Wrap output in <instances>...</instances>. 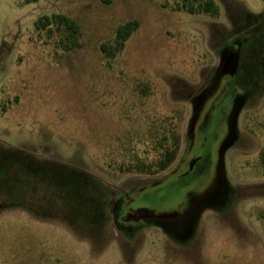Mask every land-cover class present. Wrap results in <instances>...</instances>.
Returning <instances> with one entry per match:
<instances>
[{"label":"rangeland","instance_id":"obj_1","mask_svg":"<svg viewBox=\"0 0 264 264\" xmlns=\"http://www.w3.org/2000/svg\"><path fill=\"white\" fill-rule=\"evenodd\" d=\"M213 1L215 16L180 0H0V264H264V0ZM54 13L79 28L71 49L36 29ZM201 92L237 110L214 125L230 131L218 188L180 223L176 184L151 186L185 154Z\"/></svg>","mask_w":264,"mask_h":264},{"label":"flooded vegetation","instance_id":"obj_2","mask_svg":"<svg viewBox=\"0 0 264 264\" xmlns=\"http://www.w3.org/2000/svg\"><path fill=\"white\" fill-rule=\"evenodd\" d=\"M198 97L201 98V102L192 114L185 154L179 161L173 174L151 186H159L169 179H172L176 184L174 192L178 193V202L176 208L173 210V217L174 220L180 223L190 221L192 215L205 204L208 194H211L213 190L218 188L220 184V154L224 146V140L229 137L230 131L229 126L223 130L214 127V125L217 118L221 116L220 119L226 118L227 123L232 125L233 116L237 110L236 104L230 107L229 105L224 106L222 103H212L211 106L207 107L210 99V93L208 92L206 94L201 92L198 94ZM207 174L213 177L211 181L212 190L210 193L202 191H197L199 193H196L195 187L200 186L203 177L207 176ZM188 177L189 181L182 184L181 181ZM183 189H186V198L182 200L180 197L182 198L183 196L180 194ZM159 217L156 221L168 231L170 230L174 233L180 231Z\"/></svg>","mask_w":264,"mask_h":264},{"label":"trees","instance_id":"obj_3","mask_svg":"<svg viewBox=\"0 0 264 264\" xmlns=\"http://www.w3.org/2000/svg\"><path fill=\"white\" fill-rule=\"evenodd\" d=\"M36 0H27V3ZM181 2L177 4V10H183L188 13L197 14H209L215 16L217 14V7L213 0H180ZM36 29L45 30L48 34H52L55 31H63L64 36L60 39L63 49L68 50L78 44L79 28L77 24L61 13H54L51 15H43L38 18L35 22ZM138 27V22L136 20L127 21L120 24L115 31L114 45L112 47H107L105 45L101 46L102 52L107 56L111 57L115 52L120 51L124 43L131 36L133 31ZM161 142H165L166 136L161 137ZM180 138L176 132L172 133L171 145L169 147L163 146L162 152L159 159L154 163L157 171H164L167 169L171 163L174 161L176 154L179 149ZM163 145V144H162ZM260 161L264 165V148L260 152ZM152 165L136 167L137 171L143 172L144 170L150 171ZM4 205L0 204V211L4 209Z\"/></svg>","mask_w":264,"mask_h":264}]
</instances>
